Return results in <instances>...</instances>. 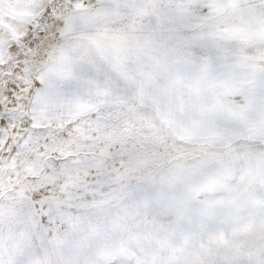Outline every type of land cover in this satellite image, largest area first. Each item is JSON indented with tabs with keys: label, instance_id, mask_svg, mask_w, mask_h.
<instances>
[{
	"label": "snow or ice",
	"instance_id": "snow-or-ice-1",
	"mask_svg": "<svg viewBox=\"0 0 264 264\" xmlns=\"http://www.w3.org/2000/svg\"><path fill=\"white\" fill-rule=\"evenodd\" d=\"M0 264H264V0H0Z\"/></svg>",
	"mask_w": 264,
	"mask_h": 264
}]
</instances>
